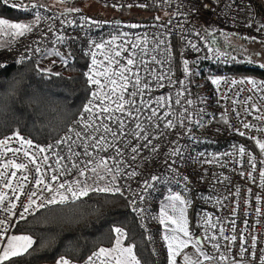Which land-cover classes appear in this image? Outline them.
Masks as SVG:
<instances>
[{"label":"built area","instance_id":"1","mask_svg":"<svg viewBox=\"0 0 264 264\" xmlns=\"http://www.w3.org/2000/svg\"><path fill=\"white\" fill-rule=\"evenodd\" d=\"M58 1L64 5L63 8L59 9L56 5L43 7V10L39 12L42 18L39 22L33 23V31L23 37L12 36L6 52H9L16 60H20L22 56L25 57L24 60L37 58L38 64L44 63L41 58L47 53L56 55L55 53L59 52L61 53L59 57H68L70 60L74 52L82 53L86 57L87 66L84 76L88 80L86 73L92 67L91 52L96 51L98 61H103V54L112 55V53L107 52V49L96 50L91 47L93 41L97 43L111 41L112 36L116 35L118 39L110 47L114 51H121V55L115 59H118L121 64H126L127 58L132 52L135 51L139 55V50L131 47L133 43L140 45L141 48L146 47L151 50L156 48L153 38L167 40V45H162L157 51L151 52V55L156 56L157 60L162 61V63H153L149 56H144L147 70L141 65L139 74L142 77V82L149 83L150 87L145 90L143 96L135 98L137 103L143 99L149 105L139 114V122L148 128L152 137H159L153 138V144H158L159 148L156 152L143 149L139 153H132L130 145L122 156L116 157L114 160L109 159L110 156H116L112 149H107L106 152L89 149L93 158V164L89 165V168L95 166L96 160L102 157L113 169L112 174L116 176L114 186H119L123 193L122 195L117 194L127 199L133 214L144 229L148 243L151 245L157 248L163 247V239L157 220L156 203L165 192L174 190L186 199L185 206L189 210V216L193 213V220L189 221V230L202 238L205 234L216 235L217 241L221 245L219 251L213 249L208 241H205L204 244L205 247H209L210 255L216 257L225 255L227 257L226 260L214 259L216 264H233V261L249 259L247 255L241 257L238 254L241 235L247 240L246 246L251 244V236L255 235L258 240L257 247H264V184H262L259 175L260 170L264 168V151L256 143V141L264 142V131H262L264 130V120L257 119L261 114H264V99H262L264 89L257 91L247 82L232 84L231 81H241L245 78L264 80L250 75L209 76L207 67L224 64L226 60V56L217 57L215 54L217 49L220 52L221 49L215 44L211 36L214 32L226 35L233 34L228 36L245 43L252 41L244 39V37L253 36L256 37V42L264 41V31H256L260 24H264V8L260 7L264 0H220L219 3L217 0ZM84 3H96L105 11L128 13L125 15L94 14L80 9V4ZM140 4L147 6L141 8L139 7ZM204 4H207L208 8H204ZM43 5L45 4L43 3ZM128 5L132 6L128 7ZM193 5H195V10H193ZM226 5H230V7H226ZM70 9H79V11H69ZM143 13L149 15L141 16ZM183 13L187 15H182ZM139 15L140 17H137ZM157 16L160 17L159 20L155 19ZM31 19L34 22L35 15ZM93 21L97 23H93ZM131 25H139V27L133 28L130 27ZM178 25H182V28ZM124 33L128 35L124 36ZM60 36L64 37L63 41L58 40ZM202 36L205 39H201ZM145 37H147L146 43ZM187 41L197 44L200 51L197 52L188 47ZM166 46H170L169 56H165L163 53V48ZM37 47L40 48L39 52L35 51ZM209 48H212L211 52H209ZM184 60L189 62L187 74L184 70ZM104 63L106 65L107 61ZM116 67V64L112 65L113 69ZM153 69L155 72L152 71ZM157 75L166 77L160 82L164 85L163 87H160L155 80L154 77ZM209 77L220 78V83L213 84ZM225 80L228 82L226 83ZM181 81L183 83H180ZM87 85L89 100L92 99L91 93L98 91V89L88 83ZM132 90L130 85L129 91ZM161 96L166 98L161 102L164 107H160L157 101V98ZM177 99L180 100V104H176ZM88 100L85 104L88 103ZM188 100H192L194 103L188 105L186 103ZM96 103L98 104L99 101ZM253 104L259 108V111L252 108ZM150 108H157L158 116H163L165 112H168L169 115L162 121L153 118L154 123L150 124L148 121V116L151 115ZM185 108L192 113L193 120L203 118L202 127L188 124L187 120H184L186 127H181L180 120H183L184 117L180 114ZM237 112L240 114L239 117H237ZM116 115L120 116L121 114L116 113ZM222 116H226L228 124L223 123ZM91 119L92 117L85 113L82 107L68 128L58 138L46 143H38L30 136L18 133L20 136L33 141L32 147L24 146L29 152H36L37 145L41 148H47L49 144H55L66 134L72 136V140L76 141V144L72 145L73 150L82 152L83 149L77 146L80 144V140L72 133H68V129L74 128V131L79 132L83 128L84 120ZM125 119L126 126L135 127L134 123L127 121L126 116ZM169 119L177 125L175 128L164 127ZM102 120L103 117L95 121L97 126ZM77 121H80L79 126H77ZM103 122L109 123L110 127L116 130V126L110 121L104 120ZM155 123L159 124V131L155 128ZM243 123H249L254 127L243 129ZM186 128L190 131H186ZM233 129H241L245 131L246 135L241 137ZM160 132L163 133L162 136L159 135ZM131 140H133L131 136L122 137L120 141L115 143L123 147L125 143ZM174 140H178L182 149V154L179 157L170 154V149L176 147L172 143ZM108 141L112 142L111 136H108ZM68 143L70 144L71 141ZM135 143H143V141H133V144ZM234 145L237 147L244 146L247 155H239L238 151L234 149ZM8 147L12 149L21 148V143L13 136ZM55 151L60 156L69 157L70 155L68 144L61 145ZM97 152H99V156H97ZM201 153L204 155L201 156ZM38 155L37 163L47 179V176L52 174L48 171L49 167L52 169L58 167L56 157L52 155L51 151ZM43 155L49 156L46 163H41ZM133 155L136 156L135 160L132 159ZM249 155L254 158L255 170L248 164ZM12 159L18 163L28 162L27 158L23 156V151L14 154L10 151L5 152V149L0 147V163ZM72 163H80L83 166L86 161L83 156L78 159L72 157L71 160L61 161V165H68L69 167ZM168 164L172 165L174 171L168 169ZM117 168L120 169L119 172L116 171ZM8 171H15V169ZM98 171L104 174L102 169ZM133 171L137 173L134 176L131 175ZM249 172L252 173L251 177L248 176ZM24 174L29 175V180L25 182V188L29 191L34 190L32 177L37 175L35 167L29 164L28 172ZM17 175L19 177L22 174L18 172ZM153 175L167 176L168 179L154 182L151 181ZM185 176L188 177L187 181L183 179ZM75 178H77V173L73 170L62 179L71 181ZM145 181H149L153 185L146 191L144 190L147 187L144 184ZM109 182H111V177L107 176L105 181H101V186ZM89 183L91 184L92 181L89 180ZM17 184L18 180L13 178V188H16ZM0 191L6 192L8 200L16 204V208L13 210L16 213L15 216L0 210V219L9 220L11 224L16 226L22 221L18 217L23 212L21 204L27 202L26 196L20 194L18 190L13 192L12 189L4 188L3 183H0ZM17 195L20 196L19 200L15 199ZM140 196H143L144 199L140 200ZM257 196L261 198L259 201L256 199ZM133 200L136 201L134 205L131 203ZM257 207L260 208V215H257ZM133 208L139 211L134 212ZM38 209L40 208L31 211L26 218ZM209 217L211 222L217 224L215 229H212L210 224L206 225L203 222ZM221 226L224 228L223 236L235 235L237 240H224L219 233ZM13 228L9 227L8 235H12ZM206 228L208 229L207 233ZM4 242L0 241V247L3 246ZM59 258L38 264H56ZM86 259L79 263L73 262V264H85Z\"/></svg>","mask_w":264,"mask_h":264},{"label":"snow or ice","instance_id":"2","mask_svg":"<svg viewBox=\"0 0 264 264\" xmlns=\"http://www.w3.org/2000/svg\"><path fill=\"white\" fill-rule=\"evenodd\" d=\"M220 0H217L219 3ZM0 4L5 6H10L13 9H17L24 13H30L33 9L43 8L44 5L41 3H32L29 5H25L22 3V0H0ZM132 5H128L131 7ZM147 5L140 4L139 7L144 8ZM116 7V5H113ZM204 8H208L207 4L203 5ZM226 7H230V5H226ZM261 8H264V2L260 4ZM193 10H195V5H193ZM69 11H79V9H70ZM182 15H187L183 13ZM36 19L32 23H24V22H11L7 18H0V34L2 35H11L13 37H23L27 33L33 31V23L39 22L41 19V15L39 12L35 13ZM83 19V18H82ZM156 20H159L160 17H156ZM93 23H97L93 21ZM171 23V21H169ZM251 26V25H249ZM130 27H139V25H131ZM178 27L182 28V25H178ZM51 30V29H49ZM207 31V29H205ZM257 32L264 31V24H260L256 28ZM170 34V33H169ZM127 36V33L123 34ZM199 35V33H198ZM233 35V34H228ZM201 39H205V37H200ZM118 37L116 35L112 36L111 41H104V42H95L93 41L91 47L96 50H105L107 49L109 54H103V61L97 60V53L96 51L91 52L92 57V67L90 68L89 72L86 73L88 80L87 83L90 85L95 86L98 91H93L91 93L92 99L88 100V103L83 106V110L85 113H88L92 119L91 120H84L83 128L81 131L76 132L74 128H69L68 133H72L75 137L80 140V144L77 145L83 149L82 152H75L73 150L72 145L76 144L75 140H72V136L66 134L65 137L57 140L55 144H49L47 148H41L38 145L36 146V152H29L27 148L24 146L32 147L33 141L30 139H26L19 135L18 132H14L13 136L21 143V148L12 149L8 147L9 142L13 139V136L6 137L3 140H0V147L5 149V152H13L14 154L20 153L23 151V156L27 158V163L24 162H16V160H8L7 162L0 163V183H3L4 188L12 189L13 192L17 190L20 194L26 196V203H22L21 206L23 208V212L19 214V219L24 220L26 216L30 214L31 211H35L37 208H46L49 206L54 205H66L68 203H76L81 201L84 197H89L90 193H120L121 188L119 186H114V182L116 181V176L113 175V169L110 168L107 162L101 157L96 160L95 166L89 168V165L93 164L92 152L96 151L97 149L99 152H106L107 149H112L116 156L109 157V159H116V157H120L123 155L124 151L131 145V152L132 153H139L143 149H149L152 152H156L159 148V145L153 144L152 133L148 131V128L144 126L142 122H139V114L142 110L149 105L141 99L139 103L135 99L137 96H143L146 89L150 87L149 83L142 82V77L140 76V66L143 65L145 70H147V64L143 59L144 56H149L150 60L153 63L160 64L162 61L157 60L156 56L151 55V52L157 51L161 48L162 45H167L166 39H154L156 44V48L154 49H147L141 48L140 45L133 43L131 47L133 49L139 50V55L137 52H132V54L127 58L126 64H121L118 59L115 57H119L121 55V51H114L110 45L116 41ZM139 39V37H138ZM244 39H250L252 42H256V37H244ZM58 40L63 41L64 37H58ZM147 42V37H145V43ZM261 44H264V41H260ZM188 47L192 48L193 50L199 52L200 48L197 44L187 41ZM123 50V49H122ZM36 52L40 51V48L35 49ZM212 51V48H209V52ZM163 53L165 56L170 55V46H166L163 48ZM56 55H61V53L56 52ZM216 56H227L226 52H220L219 49L215 52ZM256 55H260V53H256ZM25 57H21L17 63H22ZM234 59V58H233ZM104 61H107L105 65ZM67 63V61H64ZM188 61L184 60V70L185 73H188ZM245 63H253L250 59L245 61ZM116 64L117 67L115 69L112 68V65ZM99 65V67H98ZM132 66V67H129ZM7 65L0 63V71L6 68ZM260 69H264V63L257 65ZM50 71V70H49ZM155 72V69L152 70ZM54 75L59 76V73H55ZM102 78V79H101ZM160 87L164 85L160 83L166 77L164 75H157L154 77ZM213 84H219L220 78L213 79L209 77ZM227 83L228 81L225 80ZM247 82L252 85L253 89L260 91L264 89V81H258L255 78H245V80L237 81L232 80V84L236 83H244ZM180 83H183L181 81ZM131 85L132 91H129V86ZM179 95V93H178ZM127 96V98H126ZM166 98L161 96L157 98L160 107H164V104L161 103ZM251 99V97H249ZM264 99V97H262ZM31 102L39 103L42 100V97L39 94H35L33 97L30 98ZM99 101L97 104L96 102ZM188 105H192L194 102L192 100H188L186 102ZM176 104H180V100H176ZM252 108H255L256 111H259V108L255 104L252 105ZM95 109V111H94ZM151 115L148 116V121L150 124L154 123L153 118L158 121L164 120L169 113L165 112L163 116H158L157 108H150ZM247 111V109H246ZM203 112V110H201ZM116 113H120V116H117ZM83 115V113H82ZM184 117L183 120H180L181 127H186L184 120L188 121V124H195L197 126H203V118L193 120L192 113L188 111L187 108L180 114ZM239 113L237 112V117H239ZM127 121H131L135 124V127H131L130 125L126 126V119ZM103 117V120L100 122L99 126L95 123V121L100 120ZM223 123L228 124V120L226 116L221 117ZM257 119L264 120V114H261ZM104 120L110 121L111 124L116 126V130H113L110 127L109 123L103 122ZM80 121H77V126H79ZM157 131H159V124H154ZM177 125L173 122V120L169 119L164 124L165 128H175ZM231 128V125H229ZM254 127L249 123H243V129H249ZM236 131L241 137L245 136V131L241 129H233ZM186 131H190V129L186 128ZM264 131V130H262ZM98 134V135H97ZM160 136L163 135L162 132L159 133ZM108 136L112 137V142L108 141ZM131 136L133 140L128 141L124 144L123 147H120L115 143L116 141H120L122 137ZM71 141L69 144L68 142ZM133 141H143V143H135ZM175 148L170 149V154L172 156L179 157L182 154V149L179 146L178 140L172 141ZM259 145V148L264 151V142L256 141ZM68 144V152L69 157L60 156L55 149L60 147L61 145ZM241 156L247 155L246 149L244 146H233ZM46 151H51L52 155L56 157V162L58 167L56 169H52L49 167L48 171L52 174L45 178V175L41 172V167L37 163L39 159L38 154H43ZM99 152H97V156H99ZM201 156L204 153L200 154ZM83 156L85 158L86 163L81 166L80 163H72L71 167L68 165H61V161L65 159L71 160L72 157H76L77 159ZM49 159L48 155L42 156L41 163H46ZM132 159L135 160L136 156L133 155ZM210 162V161H205ZM29 164L35 167V173L32 177V188L34 190H27L25 188V182L29 180V175L24 174L28 172ZM248 164L252 167L253 170L256 169V163L254 158L250 155L248 156ZM9 169H15V171L9 172ZM103 170L104 174H101L100 170ZM168 169L174 171L172 169V165L168 164ZM73 170L77 173V178L69 181L67 179H62L66 174L72 172ZM117 172L120 171L119 168L116 169ZM20 172L22 175L18 177L17 173ZM91 173V175H89ZM137 173L133 171L131 175H136ZM243 175V174H242ZM260 178L262 184H264V168L260 170ZM111 177V182L104 183L101 186V181H105L106 177ZM248 176L251 177L252 173L249 172ZM13 178L18 180V184L16 188H13ZM161 179L167 180V176H151V181L159 182ZM185 181L188 180V177H183ZM89 180L92 183H89ZM144 184L147 186L144 190L146 191L147 188L153 187L152 183L149 181H145ZM251 191V190H249ZM16 200L20 199V196L17 195ZM140 200H143L144 197L140 196ZM171 203L168 205L173 212H179L178 217L175 215H168L164 209H161L162 218L160 220L161 224L165 223V218L171 222V224L176 225V228L172 229L171 234L166 233L163 236L164 241L167 242L166 248V264H177V257L181 256L182 250L186 249L189 245L195 249V253L197 255L196 259H193L191 255L184 252L183 253V264H205V262H211L214 259L219 260H226L227 257L225 255H220L216 257L214 255H210L206 250L203 241L200 237H194L193 233H190L188 229V221L185 215L186 208L185 199L180 194H173L167 198ZM257 201L261 198L257 196ZM39 201V203H37ZM7 202V203H6ZM179 203V208L177 209V203ZM134 205L136 203L135 200L131 201ZM16 208V204L12 201L8 200L7 193L4 191H0V210L10 213L12 216H15L16 213L13 211ZM133 211H139L136 208H133ZM257 215H260V208H256ZM206 225L210 224L212 229L217 227L216 223L211 222V218L203 221ZM234 223V222H233ZM247 224V221H245ZM15 227L14 224H11L9 220L0 219V241H5L3 246L0 247V264H11L13 258L23 257L25 255H32L30 251L33 248V245L36 241L33 240L31 235H8L9 227ZM112 231L116 234L115 244L111 248L100 247L97 251H94L89 255L85 261V264H149L147 259L140 258L136 251L137 245L135 244H128L125 246L123 244V239L127 238V233L120 227H115ZM206 233L208 229H205ZM235 231V229H233ZM224 228L221 226L219 228V233L221 234L224 240L229 241H236L237 236L233 235L231 237L223 236ZM178 233L183 234V238H178ZM6 238V240H5ZM151 239V237H149ZM204 241H208L211 243V247L217 251L220 250V243L217 241L216 235L209 236L205 234ZM241 243L239 246V255L244 257L245 255L248 256L249 259L247 260H240V261H233V264H264V247L258 248V240L255 235L251 236V244L246 246L247 240L243 235L240 237ZM202 257L203 259H200ZM56 264H73V261L66 258L65 256H60V258L56 261Z\"/></svg>","mask_w":264,"mask_h":264},{"label":"trees","instance_id":"3","mask_svg":"<svg viewBox=\"0 0 264 264\" xmlns=\"http://www.w3.org/2000/svg\"><path fill=\"white\" fill-rule=\"evenodd\" d=\"M0 17L25 21L33 17V12L24 13L0 4ZM211 36L221 50L229 39L236 40L215 32ZM3 58L0 63L7 67L0 71V138L13 131H20L38 143L58 138L89 98L84 76L86 57L74 52L72 59L60 64L55 72L41 70L37 58H27L22 63H17L12 55L7 58L3 54ZM207 68L209 76L250 75L264 80V69L242 62L240 58ZM35 94L42 97L41 102H31L30 98ZM47 106L51 107L49 111L42 116L35 115ZM26 108L33 112L27 113ZM192 220L193 213L189 216V221ZM115 227L128 234L123 239L124 245H137L134 251L142 260L147 259L149 264H164L161 248L148 243L127 199L117 193H90L89 197L76 203L38 209L12 231L13 235L33 237L36 243L30 250L32 255L13 258L11 264H38L62 255L75 263L82 262L100 247H113L116 234L112 229Z\"/></svg>","mask_w":264,"mask_h":264},{"label":"rangeland","instance_id":"4","mask_svg":"<svg viewBox=\"0 0 264 264\" xmlns=\"http://www.w3.org/2000/svg\"><path fill=\"white\" fill-rule=\"evenodd\" d=\"M41 3V4H45L44 7L46 8V6L50 5V6H57V8L61 9L64 7V5L58 1V0H22V3L25 4V5H29V4H32V3ZM80 9H82L83 11H88L90 13H94V14H102V13H107V14H110V15H120V14H127L128 12H114V11H105L100 5L96 4V3H84V4H80ZM43 10V8H37V9H33L32 12H33V16L35 15L36 12H41ZM144 15V16H147L149 14H141V16ZM36 17V16H35ZM137 17H140L137 16ZM41 18H42V15H41ZM10 21H13V20H10ZM13 22H24V23H32L33 22V19H29V20H25V21H13ZM12 38V36H10L9 40ZM9 40H8V44H9ZM7 44V46H8ZM7 46H5L2 50L0 49V51L2 52L0 54V60H2L3 58V54H6L7 58L11 55L9 52H6V48ZM223 50H221V52H226L228 55L226 56V60H225V63L224 64H228L229 62H231V60H237L240 58V60L242 62H245V61H248L249 59L251 61H253L252 64L254 65H259L261 63H264V44H261L260 42H249V43H245V42H240L238 40H233V39H229L227 42H226V47L225 48H222ZM256 53H260V55H256ZM234 58V59H233ZM4 59V58H3ZM41 59H43L44 63H41V64H37L38 65H41L39 66V68L45 72H55L57 71V69L59 68L58 66L60 64H65V60L66 61H70V59L68 57H59L57 55H54V54H51V53H47L46 56H43ZM50 70V71H49ZM27 92H29V89H26ZM51 109V107H45V110L44 111H39L38 113L36 112L35 115L36 116H42V114H44L46 111H49ZM38 110V109H37ZM26 112L27 113H31L33 112L32 110H29V108H26ZM74 121V119L67 125L66 129L68 128V126ZM65 129V130H66ZM14 132H19V133H22L20 131H13L9 134H6L4 135L3 137L1 138H4V137H7V136H11L13 135ZM0 138V139H1ZM103 186V185H102ZM168 192H172L174 194H177V191H174V190H171V191H167L165 193H168ZM164 193V194H165ZM163 194V195H164ZM169 195H165L164 197H167ZM186 200V199H185ZM128 202V201H127ZM129 203V202H128ZM157 205V204H156ZM130 206V204H129ZM131 208V206H130ZM132 211V210H131ZM188 213H189V210H187ZM172 212V215H175L178 217V211L177 212H173V210L171 211ZM189 216V215H188ZM157 220L159 222V212H157ZM166 226L164 225V228L167 230V229H171V228H176L177 226L176 225H173V224H169L167 225V219L165 218V223ZM13 235V234H12ZM179 235V238H183V234L182 233H178ZM195 237H199L198 235H195ZM201 240L203 241V243L205 244V241L203 240L202 237H200ZM123 242V241H122ZM124 244V243H123ZM126 246V245H125ZM98 250V249H97ZM205 250L209 253L210 249L208 246L205 247ZM193 259H196L197 256L193 255L192 256ZM207 264V263H205ZM215 264V263H214Z\"/></svg>","mask_w":264,"mask_h":264},{"label":"crops","instance_id":"5","mask_svg":"<svg viewBox=\"0 0 264 264\" xmlns=\"http://www.w3.org/2000/svg\"><path fill=\"white\" fill-rule=\"evenodd\" d=\"M1 18V17H0ZM11 22H13V21H11ZM10 36L11 35H2V34H0V49H2V50H4L3 48L5 47V46H7V44H8V40H9V38H10ZM1 52V51H0ZM3 52V51H2ZM1 52V53H2ZM174 193H172V192H168V193H165L164 195H161L159 198H158V200H157V210H158V212H159V229H160V233H161V236H162V239H163V236L166 234V233H168V234H171V232H172V229L173 228H171V229H165L164 228V225L166 226V224H161L160 223V220H161V218H162V215H161V209L163 208L164 209V211L165 212H167L168 213V215H172V209L168 206L171 202L167 199L169 196H171V195H173ZM165 195H169V196H167V197H164ZM177 203V209L179 208V203L178 202H176ZM185 208H186V206H185ZM178 214H179V212H178ZM185 215H186V218H187V221H188V229H189V213H188V211H187V209H186V212H185ZM171 222L170 221H168L167 220V225H169ZM190 231V230H189ZM190 233H192L191 231H190ZM194 237H195V235H194ZM178 238H179V235H178ZM166 248H167V242L166 241H164V239H163V247L161 248V252L163 253V259H164V264H166ZM184 252H186V253H188L189 255H191V256H193V255H195V256H197L196 255V253H195V249L192 247V245H189L186 249H183L182 250V254H181V256H179V257H177V264H183V253ZM209 254H210V251H209ZM200 259H203L202 257H200ZM205 263H207V264H214L215 262L214 261H211V262H205ZM216 264V263H215Z\"/></svg>","mask_w":264,"mask_h":264}]
</instances>
